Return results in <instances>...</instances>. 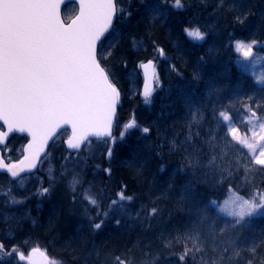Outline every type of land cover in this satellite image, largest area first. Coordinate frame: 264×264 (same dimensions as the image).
<instances>
[{"label":"trees","instance_id":"trees-1","mask_svg":"<svg viewBox=\"0 0 264 264\" xmlns=\"http://www.w3.org/2000/svg\"><path fill=\"white\" fill-rule=\"evenodd\" d=\"M134 1L125 2L131 16L120 20L122 37L107 60L122 92L114 134L118 135L121 123H128L133 117L141 128H150L151 133L129 130L122 141L113 145L110 162L104 140H91L88 143L95 144L97 149L81 156L86 153L87 143L78 153L80 157L75 158L65 147L63 133L36 173L40 179L35 188L41 183L47 187L51 175L58 178L54 190L50 195L20 204L23 224L20 228L26 226V233L13 230L15 227L2 223L0 218V241L6 247L18 246V251L23 252L39 248L54 260L52 264H119L117 257L124 264H202L199 255L195 260L191 256L184 262L179 259L185 246L192 247L187 237L194 231L197 208L209 200L221 202L230 192L249 197L257 188L264 190V169L252 164L245 170L243 165L249 152L232 139L219 116L223 111L232 118V126L241 128V120L250 107L264 115V86L236 63L238 54L232 47L237 39L254 40L261 44L262 48L256 47L264 53V0H182L185 7L168 8L164 23H150L147 15L138 13ZM237 16H241L243 23L236 20ZM188 26L199 27L207 33V38L202 42L191 41L184 33ZM132 37L140 38L144 45L134 48ZM156 48H163L166 58H161ZM148 60L157 63L159 72L151 104L143 102L140 92L136 97L131 95L127 76V71L139 61ZM122 61H127V68L120 66ZM194 75L199 79H194ZM211 145H215L219 170L216 165L198 167L195 171L187 166L186 157L207 164L213 154ZM81 158L84 162L77 164ZM162 164L166 168L163 173ZM96 165L101 169L111 167V176ZM65 168L67 173L61 176ZM74 175L77 179L82 177L88 195L101 201L100 210L109 211L99 231H93L89 224L85 208L93 217L97 210L83 200L80 185L75 202L72 199L70 182ZM122 185H127L126 194L133 200L125 203V212L119 210V205L109 210ZM186 188L191 189L190 197ZM101 190L103 194L99 195ZM25 191L17 192L23 198ZM5 204L6 200L2 199L3 210ZM217 214L220 216L215 224L217 231L228 225L219 238L232 236L239 245L240 255L229 264H246L248 259L253 264H264V216L232 227L222 213L213 209V216ZM208 223L205 221L197 227L203 234L207 258H218L216 245L207 236ZM8 232L15 235L8 238ZM250 247H256V252L252 253ZM232 251L230 247L229 253ZM0 257L3 258L0 264L13 263L16 259L15 254L7 257L3 251Z\"/></svg>","mask_w":264,"mask_h":264},{"label":"snow or ice","instance_id":"snow-or-ice-1","mask_svg":"<svg viewBox=\"0 0 264 264\" xmlns=\"http://www.w3.org/2000/svg\"><path fill=\"white\" fill-rule=\"evenodd\" d=\"M72 2L78 6V15L71 23L66 24L60 11L64 0H0V122L7 128V131H0V145L6 143L8 135L12 132L26 133L31 137L26 146L27 154L18 163H6L4 157L0 156V170H6L11 178L21 177L22 173H31L37 169L42 154H46V149L49 148V142L65 126H70L71 129V137L67 141L71 149H79L90 137L105 138L104 142L108 145L106 158L109 162L113 157V145L122 141L129 134V130L139 129L143 134L151 133L150 128H141L135 120L121 123L118 135L114 136L112 132L122 92L107 60L119 43V31L115 24L125 16H131V11L122 8L119 0ZM145 2L146 0H141V3ZM184 7L182 0H175L174 3L170 0H160L158 5H148L154 19L163 17L168 8L182 10ZM236 20L243 23L241 16H237ZM184 33L193 42H202L207 38V33L199 27H185ZM256 43L254 40L245 43L237 39L232 44L234 52L238 54L236 63L245 72L255 67L252 58ZM132 46H137L134 37ZM155 51L160 57L166 55L163 48H156ZM120 66L127 68V61H122ZM138 67H142L145 78L141 92L143 102L151 104L157 91L155 85L158 82V70L153 60L139 61ZM194 79H199V76L194 75ZM258 82L264 83V78ZM159 87H163L162 82ZM188 99L191 102V97ZM249 111L250 116L247 119L250 127L242 136H238L239 129L232 126V118L223 111L219 113L232 139L249 152V158L243 165L246 171L252 164L264 169V120L257 116L256 111ZM211 147L213 154L207 164L186 157L187 166L195 171L198 167L216 165L215 145ZM4 151L10 149L5 148ZM184 151H187V148ZM220 159H223V153ZM83 162V158L76 161L77 164ZM216 167L219 170V165ZM96 168L111 176V167L101 169L100 165H96ZM67 171L65 168L61 176ZM160 171H166L163 164ZM221 175L223 176V171ZM57 180V177L49 175L48 186L44 187L41 183L33 194L39 197L50 195ZM84 183L82 177L77 179L76 175L73 176L70 187L74 202L78 195L77 185L83 189ZM91 187L89 183V188ZM126 189L127 185L121 186L116 194L117 198L111 200L109 210L112 206L119 205L121 212L126 211L125 203L133 200L131 195L126 194ZM185 192L191 196V189L186 188ZM102 194L103 190L99 195ZM24 199L12 195L9 204H22ZM83 200L97 210L96 216L93 217L88 208H85L92 230H101L109 211L102 212L101 201L96 196L88 195L87 189H83ZM213 209L222 213L232 227L240 226L246 221L250 223L253 217L264 216V190L257 188L253 195L247 198L237 194L230 201L225 200L223 206L216 200H209L205 206L198 207V219L193 224L194 231L187 237L192 241V247L185 246L179 254L181 262L189 256L195 260L199 255L202 264H229L240 255L237 238H219L225 233L228 225L217 231L215 224L220 216L217 214L214 217ZM152 212H156V209L153 208ZM98 217L99 222H96ZM205 221L209 222L207 236L216 245L218 258H207L203 234L197 227ZM116 223H120L119 219ZM230 247L232 253H229ZM256 247H250L249 250L255 253ZM0 251L7 257L15 254L18 261H26V264H38L37 257L43 258L45 264H52L39 248H33L31 254L25 256L23 251H18V246L6 247L5 243L0 241ZM117 260L119 264H124L119 257ZM246 264H253V260H246Z\"/></svg>","mask_w":264,"mask_h":264},{"label":"rangeland","instance_id":"rangeland-1","mask_svg":"<svg viewBox=\"0 0 264 264\" xmlns=\"http://www.w3.org/2000/svg\"><path fill=\"white\" fill-rule=\"evenodd\" d=\"M126 1L127 0H120V4L122 5L121 7L124 9H126V7H125ZM134 2H135V8H137L138 11L140 10L138 13L141 15H145V16L147 15L150 18V20H149L150 23L155 22V21H161L164 23V21L166 19L165 14L163 17L154 19L153 14L149 11V8H148V5H158L160 0H146L145 3H141V0H135ZM170 2L174 3L175 0H170ZM137 4L143 6L145 9L139 8L137 6ZM76 10H77V7L75 4L67 5L65 7V14H64L65 19L69 20L71 17H73V15L76 13ZM137 10H136V12H137ZM188 28H192V27L188 26ZM117 29L119 31V40H120L122 35L120 34L121 32H120L119 28H117ZM132 38H131V42H132ZM134 38L136 39V42H137V46H136L137 48L142 47L144 45L143 40H140V38H137V37H134ZM245 43H251V42H245ZM256 46L258 48H262L261 44L255 45L254 56L252 58L254 61L255 67H254V69L250 68L247 71V73H249L259 85L264 86V83L258 82V81H261L262 78H264V53L260 52ZM111 56L112 55H110L108 57V60L111 58ZM161 58H166V55L161 57ZM127 76L130 78L131 95L133 97H136V95H138L139 92L141 93V87H142V82H143L141 67H138V65H137L133 68H130L127 71ZM249 109L256 111V109L255 108L253 109L252 107H250ZM257 112L258 111H256V113ZM249 116H250V111H248V114H246L242 118L241 123H242L243 127L238 128L239 129V131L237 132L238 136L244 135L246 133V131L248 130V128L250 127V124L248 123V119H247ZM257 116L261 117V119L264 120L263 114L257 113ZM132 120H135L134 117L131 118L129 122H131ZM248 134L250 135V133H248ZM67 135H68V132L63 134L62 138L65 139L67 137ZM23 143H24V140L19 139L17 137H14L11 140V142L5 147V148L10 149V151H7V152L4 151V155L8 159V161H10L12 159H17L20 157V155L22 153ZM95 146L96 145L93 143H88V145L86 147V153H83L81 156H86L87 154H89L92 151V149H95V148L97 149V146L96 147ZM53 150L55 152V146H54ZM79 155L80 154H75L74 157L79 158L80 157ZM48 168H49V166H47L44 169V171H46ZM39 179L40 178L38 177V175L35 174L33 176L24 177V178L18 180L17 182H14V184H11V181L9 179H5L4 175H0V202L3 199V200H6V203H7V204L3 205L4 207L6 206L4 210L1 208V205H0V218L3 219V220L1 219L2 223L3 222L8 223L10 225V227L11 226L15 227L13 230H17L20 228L18 225L20 223V219H21V210H20L21 208H20V206L25 204L26 201L29 202V200L32 198H36V199L39 198V196L33 194L37 190V188H35V184H36V182H38ZM21 183H22V186H21ZM27 189H28V191H27ZM24 190H26L25 192H27V193L22 198L20 196L21 193H18L17 191L22 192ZM237 194L238 193H236V192H230V194L228 196H226V198L219 203H221V205L223 206V203L225 200L230 201L231 199L235 198V195H237ZM12 195H15L18 199H24L25 197H27V199H24V203H22L21 205L20 204L10 205L9 201H10V197ZM242 197H245V196H242ZM245 198H247V197H245ZM13 235H15V232H8L7 233L8 238H12ZM29 249L31 250L33 248H29ZM51 261L53 263L54 260H51ZM9 264H20V262L17 259H15V261H13V263H9Z\"/></svg>","mask_w":264,"mask_h":264},{"label":"water","instance_id":"water-1","mask_svg":"<svg viewBox=\"0 0 264 264\" xmlns=\"http://www.w3.org/2000/svg\"><path fill=\"white\" fill-rule=\"evenodd\" d=\"M69 2H72V0H64V3H62V5H61V9H60V11H61V18H62V20H63L64 22H65V20H64V18H63V14H62V13H63V8H64V6H65L67 3H69ZM76 15H78V11H77ZM76 15H75L71 20H69L68 22H65V23H66V24L71 23V21L76 17ZM145 62H147V61H145ZM153 62H154V61H153ZM154 65H155V67H156L155 62H154ZM141 72H142V76H143L142 67H141ZM144 82H145V78H144V76H143L142 87H143ZM155 86H156V85H155ZM142 87H141V92H142ZM141 98H142V95H141ZM117 117H118V109H117V113H116V117H115L116 120H117ZM115 124H116V123H115ZM115 124L113 125V128H112L113 135H114ZM66 130L69 131V135H68V137L65 139V146H66L67 150H68L69 152H71V153H78V152H80V151L84 148V146L86 145V143H87L88 141H90V140H94V139H95V140H105V138H102V137H100V138H97V137H90L88 141H85L84 143L81 144V146H80L79 149H71V148H69L68 143H67L68 139L71 137V129H70V126H65V128L60 129V130L56 133V135L53 137V140L49 142V148L46 149V154H42L41 159H40V161H39L38 164H37V169L33 170V172H31V173H22V174H21V177L24 176V175H27V174H33V173H35V172L39 169L42 160H43V159L45 158V156L48 154V152H49V150H50V148H51L53 142L58 138V136H59L63 131H66ZM0 131H7L6 126H3V125H2V122H0ZM16 134L21 135V136H25V137L27 138V140H26V142H25V144H24V146H23V149H22V155H21L18 159H13V160L8 161V160L4 157L3 147L6 146V145L8 144V142H9V140H10L14 135H16ZM30 140H31L30 135H28V134H26V133H19V132H12V133H10V134L8 135V137H7V141H6V143L3 144V145H0V156H3V157H4V160H5L6 163H18V161H19L20 159H23L24 155L27 154L26 146H27V144L30 142ZM0 173H4V174H6V175H8V176L10 177V174H8V173L6 172V170H0ZM10 178H11V177H10ZM19 178H20V177H18V178H11V179H12V180H17V179H19ZM41 252H42V251H41ZM43 253H44V252H43ZM30 254H31V252L29 253V255H30ZM45 255H46V254H45ZM46 257H47V256H46ZM37 260H38V264H45V261H44L43 258H41V257H37ZM47 260H48V258H47ZM48 261H49V260H48Z\"/></svg>","mask_w":264,"mask_h":264},{"label":"bare ground","instance_id":"bare-ground-1","mask_svg":"<svg viewBox=\"0 0 264 264\" xmlns=\"http://www.w3.org/2000/svg\"><path fill=\"white\" fill-rule=\"evenodd\" d=\"M4 157H5V155H4ZM5 158H6V157H5ZM6 159H7V158H6ZM7 160H8V159H7ZM12 160H13V159H12ZM18 225H19V227H20V226L23 225V224H22V223H19ZM19 232L25 234V233H26V226H25L23 229L19 228Z\"/></svg>","mask_w":264,"mask_h":264}]
</instances>
